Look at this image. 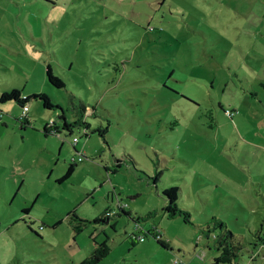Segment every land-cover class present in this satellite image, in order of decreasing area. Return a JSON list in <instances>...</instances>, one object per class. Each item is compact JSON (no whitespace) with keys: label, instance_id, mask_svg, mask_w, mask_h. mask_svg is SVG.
Wrapping results in <instances>:
<instances>
[{"label":"rangeland","instance_id":"1","mask_svg":"<svg viewBox=\"0 0 264 264\" xmlns=\"http://www.w3.org/2000/svg\"><path fill=\"white\" fill-rule=\"evenodd\" d=\"M12 90L31 111L0 102V264H214L227 231L221 264H264V0H0Z\"/></svg>","mask_w":264,"mask_h":264},{"label":"trees","instance_id":"2","mask_svg":"<svg viewBox=\"0 0 264 264\" xmlns=\"http://www.w3.org/2000/svg\"><path fill=\"white\" fill-rule=\"evenodd\" d=\"M47 76H48V80L50 81V83L53 86H55L57 88H63L64 87L63 81L59 77L54 75L50 68H48V70H47ZM29 98L30 97H27V96L23 97L19 90H12L11 92L2 93L0 95V102H7V101L14 100V101L18 102L22 108L23 105L28 104ZM33 98H40L44 102V106L49 108V109L54 107L50 101V98L45 94L35 95ZM60 118L64 121V127L66 129H68L69 132L71 133L73 131L72 130L73 125H70L66 122V118L64 115H61ZM45 132L46 133L52 132V133L58 134L60 131L56 128V122L53 120L51 125L48 124L45 127ZM78 142H79V140H78ZM73 170H74L73 166L69 167L64 178H68L72 174ZM178 190H179V188H177V187H171V188H167V189L163 190L162 196L166 200V205L164 206L163 211L166 214H168L169 217H173L175 215L184 213L177 205ZM121 212L126 214V211H124L123 208H121ZM107 213H109V212H106V214ZM73 218L78 220V224H76V226L73 227L76 231L77 230L81 231V229H83V227L86 226V223L88 222L86 220L79 219L76 215H74ZM214 220L216 221V224H218L220 226L221 229L222 228L226 229V225L221 220H218L215 218H214ZM226 234L227 235H223L222 238L218 241V243H219L218 249L219 248H220V250L222 249V252L217 257H215L214 264L232 263L233 259L236 256V253L234 251V247L228 241V238L231 236V232L227 231ZM157 238H158V242L162 246L167 247V244L161 240V236L157 237ZM104 254H105V252H104L103 248H99L97 250H94L91 253V255L88 258H86L81 264H97L101 260V258Z\"/></svg>","mask_w":264,"mask_h":264},{"label":"built area","instance_id":"3","mask_svg":"<svg viewBox=\"0 0 264 264\" xmlns=\"http://www.w3.org/2000/svg\"><path fill=\"white\" fill-rule=\"evenodd\" d=\"M28 112H29V106H28V104H25V105H23L22 106V112H21V115H20V117H19V120H21V121H25L26 119H27V116H28ZM229 114L230 115H232V113L231 112H229ZM1 117V116H0ZM52 124V122L50 123V125ZM78 143V139L77 138H74L73 139V144L75 145V144H77ZM83 160V158H79V161H82ZM175 264H183V262L182 261H179V260H175Z\"/></svg>","mask_w":264,"mask_h":264},{"label":"crops","instance_id":"4","mask_svg":"<svg viewBox=\"0 0 264 264\" xmlns=\"http://www.w3.org/2000/svg\"><path fill=\"white\" fill-rule=\"evenodd\" d=\"M22 96H25V95H22ZM28 106H29V105H28ZM30 111H31V108H29L28 115L30 114ZM257 117H258L260 120L264 118L263 115H259V116H257ZM238 120H240L239 117H236V122H237ZM29 122H30V117L27 116V119L25 120V122H24L23 124L28 125ZM237 123H238V122H237ZM44 125H45V127H46V126L48 125L47 122H45ZM56 128L60 131V127H59L58 124H56ZM44 129H45V128H44ZM121 205H122V204H120V207H122ZM118 207H119V206H118ZM125 210L129 211L128 208L125 209ZM106 212H109V211L105 210V214H106Z\"/></svg>","mask_w":264,"mask_h":264}]
</instances>
